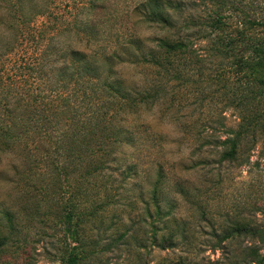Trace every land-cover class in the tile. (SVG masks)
I'll return each instance as SVG.
<instances>
[{
    "label": "trees",
    "instance_id": "16d2710c",
    "mask_svg": "<svg viewBox=\"0 0 264 264\" xmlns=\"http://www.w3.org/2000/svg\"><path fill=\"white\" fill-rule=\"evenodd\" d=\"M71 1H79L80 12L60 27L56 16L51 19L48 0H0V154L14 158L12 204H20L31 217L56 208L64 217L65 232L78 243L69 250L65 264H82L83 247L89 244L84 223L96 218L102 206L153 204L156 214L164 217L169 210L165 212L161 204L175 203V198L164 194L162 165L155 170L156 179L138 186L133 160L117 156L123 146L138 147L147 137L165 136L155 134L158 130L141 117L143 110L161 105L179 132L198 143L193 154L205 152V145L209 155H217L218 163H247L256 144L264 143V35L247 36L230 28L223 0H211L215 9L206 14L197 10L206 0L139 2L131 16L164 32L159 38L145 39L136 38L135 27L116 32L102 28L96 14L101 0ZM188 9L192 13L185 16ZM166 11H179L182 18L172 22ZM39 16L45 19L32 25ZM19 25L26 28L20 38L30 36L28 47L33 50L28 52L23 45L16 58L6 59L15 47ZM1 30H8L12 38ZM71 38L84 40L85 49L73 50ZM202 42L240 80L239 90L225 96L226 105L244 109L234 125L221 115L200 129L180 116L177 85H185L191 65L203 61L204 56L195 51ZM122 63L134 64L141 79L125 81L120 73H113V66ZM112 75L115 79L110 80ZM199 159L186 168L210 163ZM168 181L167 186H175L185 198L189 195V188L178 179L168 176ZM193 191L198 197L199 189ZM188 201L195 207L202 204L198 198V203ZM16 220L12 208L0 201V259L9 241H19ZM241 235L264 243V228L242 215L223 228L217 243ZM174 241L170 233L160 247ZM248 250L246 260L255 261L258 247Z\"/></svg>",
    "mask_w": 264,
    "mask_h": 264
},
{
    "label": "rangeland",
    "instance_id": "374dc122",
    "mask_svg": "<svg viewBox=\"0 0 264 264\" xmlns=\"http://www.w3.org/2000/svg\"><path fill=\"white\" fill-rule=\"evenodd\" d=\"M48 1L52 3L50 6L54 14L51 19L56 16L60 27L67 26L74 15L80 12L79 1ZM101 2L103 5L96 8V14L103 22L102 28L116 32L146 25L139 21L137 15L131 16L136 8L133 6L139 0ZM223 3L222 11L227 15L230 28L239 29L247 36L264 35V0H223ZM214 9L211 0L197 7L198 12L203 14ZM188 13L191 14L192 9H188L184 15ZM6 15L11 17L10 14ZM35 18L32 25L39 24L45 16ZM178 25L181 26V23ZM148 27L151 31L163 32L155 26ZM17 31L20 32H16L15 47L6 59L16 58L23 45L28 52L33 50L32 46L28 47L31 44L30 36L20 38L22 31L23 36L26 35L25 26L19 25ZM1 32L12 38L8 30ZM70 41L72 46L82 49L86 47L84 40L71 38ZM18 43L22 47L17 46ZM204 45L202 42L195 48L198 54L204 56L203 61L191 65V76L185 85H177L180 93L176 104L182 110L180 116L200 129L211 120L220 119L221 115L225 116L227 124L234 125L240 110L244 109L226 105L225 96L239 90L240 80L234 69L221 66L219 59L211 56ZM145 113L157 116V122L147 124L155 131L158 130L156 135L165 136L147 137L138 147L123 146L117 156L133 160L136 165L134 174L139 173L135 175L138 186L143 180L148 186V182L157 177L155 170L158 165H162L166 172L163 180L164 194L175 198V203L173 206L161 204L165 212L169 210L164 217L156 214L153 204H104L96 218H90L84 223L87 228L85 240L89 244L83 247L82 264H264V243H259L255 237L241 235L217 243L223 228L241 215L264 228V143L259 141L256 144L247 163H218L217 155H209L210 149L205 145L202 147L205 152L193 154L199 148L198 143L194 142L192 136L179 132L177 124L164 113L161 105L143 110V119ZM204 158L210 162L209 165L201 163L193 170L186 168ZM13 163L12 154H0V201L17 215L16 236L19 241H9L0 262L65 264L69 250L78 243L65 232L64 217L56 208L53 212L40 214L42 216L31 217L20 209V204H12L16 194L11 166ZM147 172L149 174L144 179ZM168 176L178 179L189 188L186 198L202 204H196L199 207L189 204L183 192L179 193L170 184L167 186ZM176 184L180 183L177 181ZM126 187L130 188V185L126 183ZM192 188L199 189L198 197L195 191L191 193ZM202 210L205 211V217L201 216ZM170 233L174 234V244L160 247L162 238ZM249 246L258 247L259 251L256 260L252 262L246 260L249 259L246 258Z\"/></svg>",
    "mask_w": 264,
    "mask_h": 264
},
{
    "label": "clouds",
    "instance_id": "9594fccd",
    "mask_svg": "<svg viewBox=\"0 0 264 264\" xmlns=\"http://www.w3.org/2000/svg\"><path fill=\"white\" fill-rule=\"evenodd\" d=\"M139 2L146 3V0H139ZM184 2L187 3L188 0H184ZM136 6L137 5H134L133 8H135ZM165 14L169 16L172 22H175L178 19L182 18V14L179 11H177L175 14L166 11ZM148 25H151V24H146L142 26L141 28L136 29V32H135L136 38L145 39L150 36H155L156 38H159L160 35L163 34V32L161 31H151L150 30L151 28H149ZM73 50L83 51L82 48H78L75 46L73 47ZM112 72L120 73V78L124 79L125 81L141 79V71L134 64H131V63L116 64L113 66ZM113 79H115V77L112 75L110 80H113ZM144 121L148 124H152L153 122H157V116L145 113Z\"/></svg>",
    "mask_w": 264,
    "mask_h": 264
}]
</instances>
